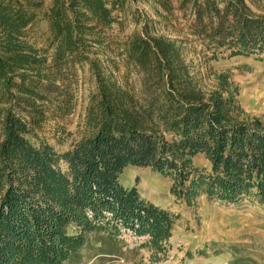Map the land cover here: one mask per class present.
Here are the masks:
<instances>
[{"label": "trees", "instance_id": "trees-1", "mask_svg": "<svg viewBox=\"0 0 264 264\" xmlns=\"http://www.w3.org/2000/svg\"><path fill=\"white\" fill-rule=\"evenodd\" d=\"M149 1L164 19L174 9L188 13L191 35L213 60L264 54V15L247 4L255 0ZM125 3L0 0V264H79L93 238L102 254L120 252L122 233L145 239L159 261L177 216L136 185L122 186L128 166L169 179L170 194L188 204L200 195L264 203V123L242 117L238 89L224 75L204 92L184 43L147 29L118 47L137 90L117 80V63L112 69L98 58ZM34 28L44 30L41 46ZM84 63L95 90L81 137L60 154L38 130L48 113L70 112L71 73Z\"/></svg>", "mask_w": 264, "mask_h": 264}, {"label": "rangeland", "instance_id": "rangeland-1", "mask_svg": "<svg viewBox=\"0 0 264 264\" xmlns=\"http://www.w3.org/2000/svg\"><path fill=\"white\" fill-rule=\"evenodd\" d=\"M176 1L172 0L173 3ZM247 4L253 14L264 15V0L247 1ZM158 9L159 5L149 0H126L121 13H114L117 22L107 30L109 44L98 58L112 69L111 62L117 63L115 70L118 71L114 72L117 80L138 89V77L133 69L127 70L123 66L117 55L118 47L130 36L142 34L147 29L151 35L184 43L185 60L204 92L215 87L218 75H224L232 87L238 89L237 99L244 111L242 117L258 118L264 123V54L230 57L223 53L213 60L209 51L203 52L202 41L191 35L188 13L174 9L168 19H164L158 16ZM42 32L44 30L34 28L30 33L37 37L40 46L44 39L39 37ZM70 80L73 98L70 112L60 116L48 113L38 130L39 140L53 145L60 154L81 137L85 107L95 90V78L86 63L74 66ZM195 163L199 165L201 160ZM120 183L125 188L136 185L142 198L177 216L166 253L159 261H152L151 252L142 247L145 239L122 233L119 236L120 252L102 254L94 249L98 245L93 238L92 246L81 252L79 264H229L233 257L248 258L252 264H264V203L241 200L233 205L200 195L188 204L170 194L169 179L133 166L122 170Z\"/></svg>", "mask_w": 264, "mask_h": 264}]
</instances>
